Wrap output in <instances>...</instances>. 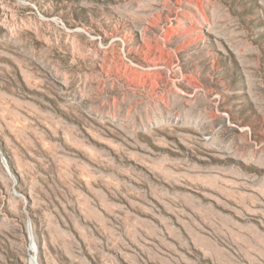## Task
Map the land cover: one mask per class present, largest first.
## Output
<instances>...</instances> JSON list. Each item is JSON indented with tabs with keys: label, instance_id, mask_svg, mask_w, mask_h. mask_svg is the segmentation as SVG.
Wrapping results in <instances>:
<instances>
[{
	"label": "rangeland",
	"instance_id": "rangeland-1",
	"mask_svg": "<svg viewBox=\"0 0 264 264\" xmlns=\"http://www.w3.org/2000/svg\"><path fill=\"white\" fill-rule=\"evenodd\" d=\"M0 264H264V0H0Z\"/></svg>",
	"mask_w": 264,
	"mask_h": 264
}]
</instances>
